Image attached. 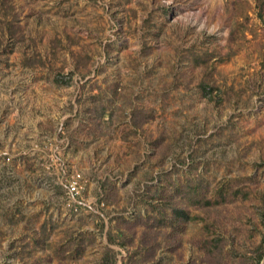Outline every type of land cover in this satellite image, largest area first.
I'll return each mask as SVG.
<instances>
[{"label":"rangeland","instance_id":"rangeland-1","mask_svg":"<svg viewBox=\"0 0 264 264\" xmlns=\"http://www.w3.org/2000/svg\"><path fill=\"white\" fill-rule=\"evenodd\" d=\"M0 264H264L261 1L0 0Z\"/></svg>","mask_w":264,"mask_h":264},{"label":"built area","instance_id":"built-area-1","mask_svg":"<svg viewBox=\"0 0 264 264\" xmlns=\"http://www.w3.org/2000/svg\"><path fill=\"white\" fill-rule=\"evenodd\" d=\"M62 180L67 196L68 206H72L78 200L77 198L85 190L86 179L81 171H69L68 169L61 167ZM78 210V208H76Z\"/></svg>","mask_w":264,"mask_h":264},{"label":"trees","instance_id":"trees-1","mask_svg":"<svg viewBox=\"0 0 264 264\" xmlns=\"http://www.w3.org/2000/svg\"><path fill=\"white\" fill-rule=\"evenodd\" d=\"M264 6V0H259ZM262 14V12H261ZM206 92V91H205ZM173 217L176 220V222H181L182 220L186 222L190 219L189 212L186 208H182L179 206H174L173 208Z\"/></svg>","mask_w":264,"mask_h":264}]
</instances>
